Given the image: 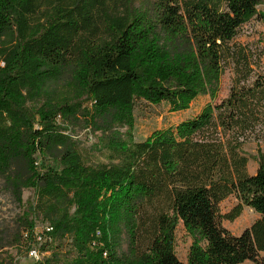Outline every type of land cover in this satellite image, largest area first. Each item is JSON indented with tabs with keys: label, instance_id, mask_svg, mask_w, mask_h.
<instances>
[{
	"label": "trees",
	"instance_id": "trees-1",
	"mask_svg": "<svg viewBox=\"0 0 264 264\" xmlns=\"http://www.w3.org/2000/svg\"><path fill=\"white\" fill-rule=\"evenodd\" d=\"M262 3L0 0V179L18 203L34 193L19 222L29 244L40 216L47 245L71 239L66 264H264V152L250 174L244 150L264 143V72L234 43L264 20ZM230 65L229 95L213 104ZM206 93L194 118L130 137L138 105L181 112ZM77 126L115 162L87 164L67 133ZM230 196L239 204L222 215ZM244 207L260 218L236 236L221 220Z\"/></svg>",
	"mask_w": 264,
	"mask_h": 264
},
{
	"label": "rangeland",
	"instance_id": "rangeland-1",
	"mask_svg": "<svg viewBox=\"0 0 264 264\" xmlns=\"http://www.w3.org/2000/svg\"><path fill=\"white\" fill-rule=\"evenodd\" d=\"M258 7L260 12H264V0ZM234 43L245 48L253 55L254 74L264 72V20L256 16L249 23L242 26ZM234 78V69L230 65L220 79L218 97L213 104L220 103L230 92ZM212 103L209 93L199 96L186 111L171 112L166 104L152 106L142 103L135 110L134 126L130 137L135 142L146 140L153 132L174 128L181 122L194 118L208 104ZM125 135L126 128L119 130ZM68 134L77 142V147L89 165H110L113 162L112 154L103 149H95L96 137L90 129L84 126L72 127L67 131ZM126 136V135H125ZM258 147L264 152V143L258 145L251 141L244 146V150L251 158L248 166L249 173H255L257 162L253 159L257 155ZM34 193L32 190L22 192V202L18 203L14 197L4 189L0 179V264H66V258L71 259L74 251L71 248V239L66 238L60 242L56 241L47 245L43 233L48 226V222L43 221L42 217H37L36 240L32 244L25 239V234L19 224L23 212L33 201ZM239 204L235 196H230L220 205L222 215L229 213ZM260 216L251 208L244 207L241 215L233 222L221 220V225L230 231L231 234L239 236L246 229H249ZM191 245V239L186 235L183 226L180 224L176 230L175 252L177 258L186 263L187 254ZM39 253V259L30 256V250ZM264 258V252H260ZM68 260V259H67ZM242 264H253L245 261Z\"/></svg>",
	"mask_w": 264,
	"mask_h": 264
},
{
	"label": "built area",
	"instance_id": "built-area-1",
	"mask_svg": "<svg viewBox=\"0 0 264 264\" xmlns=\"http://www.w3.org/2000/svg\"><path fill=\"white\" fill-rule=\"evenodd\" d=\"M49 230L50 229L47 228V231H49ZM97 235H99V233ZM30 256L32 258L39 259V253L36 250L31 249L30 250Z\"/></svg>",
	"mask_w": 264,
	"mask_h": 264
},
{
	"label": "crops",
	"instance_id": "crops-1",
	"mask_svg": "<svg viewBox=\"0 0 264 264\" xmlns=\"http://www.w3.org/2000/svg\"><path fill=\"white\" fill-rule=\"evenodd\" d=\"M250 163V162H249ZM249 163H248V166H249ZM256 172V171H255ZM251 174V173H250ZM252 174H254V173H252Z\"/></svg>",
	"mask_w": 264,
	"mask_h": 264
}]
</instances>
